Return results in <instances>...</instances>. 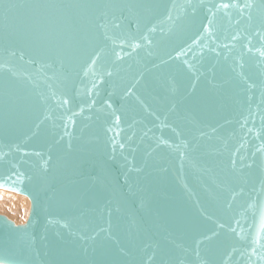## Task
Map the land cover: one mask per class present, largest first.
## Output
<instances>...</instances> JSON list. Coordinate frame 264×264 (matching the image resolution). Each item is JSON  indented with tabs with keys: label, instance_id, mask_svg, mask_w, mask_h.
Wrapping results in <instances>:
<instances>
[{
	"label": "water",
	"instance_id": "95a60500",
	"mask_svg": "<svg viewBox=\"0 0 264 264\" xmlns=\"http://www.w3.org/2000/svg\"><path fill=\"white\" fill-rule=\"evenodd\" d=\"M0 189V264H264V0H0Z\"/></svg>",
	"mask_w": 264,
	"mask_h": 264
},
{
	"label": "bare ground",
	"instance_id": "6f19581e",
	"mask_svg": "<svg viewBox=\"0 0 264 264\" xmlns=\"http://www.w3.org/2000/svg\"><path fill=\"white\" fill-rule=\"evenodd\" d=\"M0 199V208H4V210L10 207V209L13 208L14 210L22 211L23 207L27 205V199L24 195L3 189H0Z\"/></svg>",
	"mask_w": 264,
	"mask_h": 264
},
{
	"label": "rangeland",
	"instance_id": "374dc122",
	"mask_svg": "<svg viewBox=\"0 0 264 264\" xmlns=\"http://www.w3.org/2000/svg\"><path fill=\"white\" fill-rule=\"evenodd\" d=\"M26 199H27V205L23 207L22 211H18L17 209L14 210L13 208L10 209V207L6 208L5 210L4 208H0V214L12 220L15 224H23L27 218L28 210H29V200L27 197Z\"/></svg>",
	"mask_w": 264,
	"mask_h": 264
},
{
	"label": "snow or ice",
	"instance_id": "6c2138e0",
	"mask_svg": "<svg viewBox=\"0 0 264 264\" xmlns=\"http://www.w3.org/2000/svg\"><path fill=\"white\" fill-rule=\"evenodd\" d=\"M225 7H227V5H225Z\"/></svg>",
	"mask_w": 264,
	"mask_h": 264
}]
</instances>
